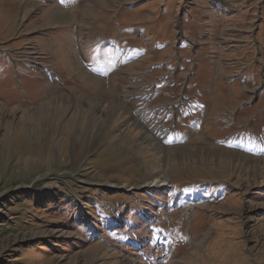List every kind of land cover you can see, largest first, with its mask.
<instances>
[{
    "label": "rangeland",
    "instance_id": "rangeland-1",
    "mask_svg": "<svg viewBox=\"0 0 264 264\" xmlns=\"http://www.w3.org/2000/svg\"><path fill=\"white\" fill-rule=\"evenodd\" d=\"M0 264H264V0H0Z\"/></svg>",
    "mask_w": 264,
    "mask_h": 264
},
{
    "label": "crops",
    "instance_id": "crops-1",
    "mask_svg": "<svg viewBox=\"0 0 264 264\" xmlns=\"http://www.w3.org/2000/svg\"><path fill=\"white\" fill-rule=\"evenodd\" d=\"M216 9L217 7L211 4L203 10H199V7L187 8L180 13L181 18H187L188 28H186V32L188 37L184 43H174L173 47L178 48L183 53L187 65L185 71L187 70L188 73L186 74L189 76L197 75L198 62L203 59L208 58L217 61L216 56L220 53L221 46L216 43V40L221 37L223 32L227 33L229 28L225 25L226 20L222 22L219 14L212 13ZM166 47H168V44ZM246 55L243 53L242 58H247ZM217 65H219V70L223 69L219 63Z\"/></svg>",
    "mask_w": 264,
    "mask_h": 264
},
{
    "label": "bare ground",
    "instance_id": "bare-ground-1",
    "mask_svg": "<svg viewBox=\"0 0 264 264\" xmlns=\"http://www.w3.org/2000/svg\"><path fill=\"white\" fill-rule=\"evenodd\" d=\"M79 15H80V13H79ZM52 18V17H51ZM46 19H47V17H46ZM50 20V19H49ZM51 21V20H50ZM52 22H53V20H52ZM59 29V28H58ZM118 37V36H117ZM48 40L49 39H47V41H45V44H47V47H48V49H50V51H55V52H58V48H57V44H55V43H53V41H51V45H49L48 44ZM60 40V39H59ZM56 41V40H55ZM58 41V40H57ZM62 41V40H61ZM73 41V40H72ZM63 42V41H62ZM59 47V46H58ZM62 47H60V49H61ZM70 52V51H69ZM74 52L75 51H71V53L72 54H74ZM73 56V55H72ZM75 56H77V54H75ZM69 59H71V58H69ZM73 62V61H72ZM116 106V105H115ZM118 106V105H117ZM116 106V107H117ZM138 124V123H137ZM150 136V135H149ZM147 138H149V137H147ZM151 138V137H150ZM149 138V139H150ZM165 176H163V175H160V177L159 178H157L155 181H153L151 184H150V186H158V187H164V186H166V180H165Z\"/></svg>",
    "mask_w": 264,
    "mask_h": 264
},
{
    "label": "flooded vegetation",
    "instance_id": "flooded-vegetation-1",
    "mask_svg": "<svg viewBox=\"0 0 264 264\" xmlns=\"http://www.w3.org/2000/svg\"><path fill=\"white\" fill-rule=\"evenodd\" d=\"M256 98H257V97H256ZM256 98H254V100H255ZM254 100H252V101L254 102Z\"/></svg>",
    "mask_w": 264,
    "mask_h": 264
}]
</instances>
